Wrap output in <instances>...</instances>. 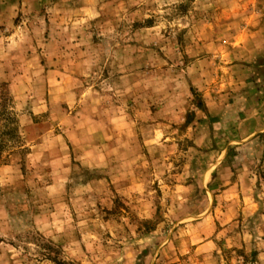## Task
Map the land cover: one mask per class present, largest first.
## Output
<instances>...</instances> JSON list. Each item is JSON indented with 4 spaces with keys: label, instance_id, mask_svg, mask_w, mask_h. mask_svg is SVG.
Segmentation results:
<instances>
[{
    "label": "clouds",
    "instance_id": "obj_1",
    "mask_svg": "<svg viewBox=\"0 0 264 264\" xmlns=\"http://www.w3.org/2000/svg\"><path fill=\"white\" fill-rule=\"evenodd\" d=\"M0 264H264V0H0Z\"/></svg>",
    "mask_w": 264,
    "mask_h": 264
}]
</instances>
